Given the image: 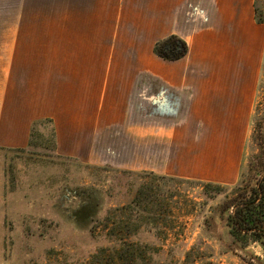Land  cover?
Masks as SVG:
<instances>
[{
	"label": "rangeland",
	"instance_id": "obj_1",
	"mask_svg": "<svg viewBox=\"0 0 264 264\" xmlns=\"http://www.w3.org/2000/svg\"><path fill=\"white\" fill-rule=\"evenodd\" d=\"M33 1L0 0V46L28 48L25 62L31 67L16 74L47 105L66 96L76 73L69 69L76 64L118 63L129 69L141 59L157 61L149 54L154 37L161 35L155 27L112 24L109 37L102 33L105 39L76 44L71 7ZM253 1L254 19L261 25L240 24L239 45L233 43L241 65L234 78L241 87L255 83L251 109L246 118L229 120L224 133L216 134L223 138L222 149L213 148L218 136L207 130L200 135L207 148L190 152L198 176L61 157L54 151L52 122L39 120L26 149L5 152L0 264H264L263 245L251 235L235 233L230 220L235 202L264 170V40L258 39L260 31L264 34V0ZM239 4L236 0L219 7L216 28H208L223 43L234 41L232 17L243 10ZM189 11L209 25L211 8L192 4ZM57 15H68L67 22L59 23ZM141 26L146 30H139ZM248 29L255 36L253 47L245 39Z\"/></svg>",
	"mask_w": 264,
	"mask_h": 264
},
{
	"label": "crops",
	"instance_id": "obj_2",
	"mask_svg": "<svg viewBox=\"0 0 264 264\" xmlns=\"http://www.w3.org/2000/svg\"><path fill=\"white\" fill-rule=\"evenodd\" d=\"M53 1L51 5L56 8L71 7L76 44L84 39L109 37L112 24L134 22L155 27L161 35L154 37L149 54L157 61L145 63L141 59L129 69L118 63L76 64L69 69L76 73L70 77L73 85L67 88L66 96L57 95L59 99L47 105L42 97L33 96L22 75L16 74L31 67L25 62L28 48L0 46V199L5 192V154L26 149L33 124L42 119L52 122L54 151L61 157L93 165L197 177L199 169L192 167L190 152L207 148L208 143L200 135L204 130L222 135L225 126H230L229 120L246 118L251 109L255 83L241 87L239 78H234V70L241 65L238 53L233 54V43L239 45L240 24L252 26L254 22L252 28L257 24L254 1L237 0L243 10L232 17L236 26L231 45L208 28H216L219 7L235 4L236 0ZM192 4L211 8L208 26L200 16L190 14ZM68 17L57 15L59 23L67 22ZM85 23L87 27L80 26ZM139 30L146 29L141 26ZM172 34L186 41V55L173 61L156 56L155 42ZM245 34L253 47L254 34L249 29ZM258 39L263 42L262 31ZM226 55L228 59L222 57ZM242 66L245 68L246 63ZM123 70L133 74L116 73ZM222 140L220 136L215 138L214 150L222 149ZM227 165L232 167L234 163ZM237 165L236 181L240 171Z\"/></svg>",
	"mask_w": 264,
	"mask_h": 264
},
{
	"label": "trees",
	"instance_id": "obj_3",
	"mask_svg": "<svg viewBox=\"0 0 264 264\" xmlns=\"http://www.w3.org/2000/svg\"><path fill=\"white\" fill-rule=\"evenodd\" d=\"M187 51L186 41L174 34L153 46L156 56L169 61L182 58ZM262 173L249 191L235 202L230 220L235 233L251 235L264 247V170Z\"/></svg>",
	"mask_w": 264,
	"mask_h": 264
}]
</instances>
